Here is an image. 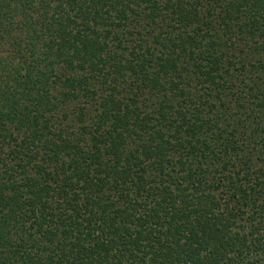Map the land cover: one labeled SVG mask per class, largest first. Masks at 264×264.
<instances>
[{"label":"trees","instance_id":"16d2710c","mask_svg":"<svg viewBox=\"0 0 264 264\" xmlns=\"http://www.w3.org/2000/svg\"><path fill=\"white\" fill-rule=\"evenodd\" d=\"M0 264H264V0H0Z\"/></svg>","mask_w":264,"mask_h":264}]
</instances>
